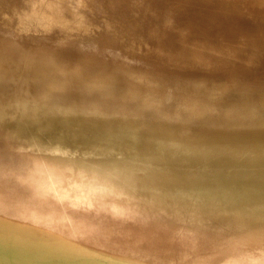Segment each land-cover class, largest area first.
Wrapping results in <instances>:
<instances>
[{
  "label": "bare ground",
  "instance_id": "obj_1",
  "mask_svg": "<svg viewBox=\"0 0 264 264\" xmlns=\"http://www.w3.org/2000/svg\"><path fill=\"white\" fill-rule=\"evenodd\" d=\"M0 264H264V0H0Z\"/></svg>",
  "mask_w": 264,
  "mask_h": 264
},
{
  "label": "rangeland",
  "instance_id": "obj_2",
  "mask_svg": "<svg viewBox=\"0 0 264 264\" xmlns=\"http://www.w3.org/2000/svg\"><path fill=\"white\" fill-rule=\"evenodd\" d=\"M154 3H156V2H158V0H152ZM161 16V15H160ZM161 29H169V28H167V27H163V26H161L160 27Z\"/></svg>",
  "mask_w": 264,
  "mask_h": 264
}]
</instances>
